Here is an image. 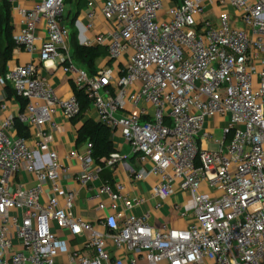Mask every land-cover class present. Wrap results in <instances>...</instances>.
Instances as JSON below:
<instances>
[{"label": "built area", "instance_id": "2783aa9c", "mask_svg": "<svg viewBox=\"0 0 264 264\" xmlns=\"http://www.w3.org/2000/svg\"><path fill=\"white\" fill-rule=\"evenodd\" d=\"M209 6L222 10L218 24L205 18ZM18 11L17 50L35 53L44 27L41 61H57L97 122L129 145L144 167L136 180L156 182L150 198L132 197L102 177L125 157L114 152L98 165L87 142L67 156L96 201L92 220L78 214L79 191L62 183L70 166L48 135L58 113L78 118V98H60L34 63L0 73V110L9 87L26 101L0 121V264H65L63 255L68 264H264V0H90L86 29L99 19L107 27L84 46L105 48L118 65L95 75L74 59L66 0ZM22 173L33 185L19 182ZM177 191L194 205H174L187 228L158 229L151 212L136 214ZM58 230L83 239L85 253L70 251Z\"/></svg>", "mask_w": 264, "mask_h": 264}, {"label": "crops", "instance_id": "0c3cea01", "mask_svg": "<svg viewBox=\"0 0 264 264\" xmlns=\"http://www.w3.org/2000/svg\"><path fill=\"white\" fill-rule=\"evenodd\" d=\"M90 0H77L75 4H67V25L70 28L71 34L77 33V39L81 45H84L85 39H93L94 36L106 30V23L103 19H99L96 23V28L93 31L86 29L87 19L86 11L88 8V3ZM98 5L101 4V0H95ZM39 0H18L16 4L11 6L10 21L14 29V33H17L20 29L21 16L19 15L20 8L31 9L33 8ZM234 24L236 27H240V24L236 22L238 15L233 9H228ZM222 10L218 7L209 6L205 14V18L218 24ZM39 36L42 38L41 41L37 43V51L33 54L26 51L15 50L12 59L7 63L3 72L7 73L11 69L17 66H23L30 63H34L38 67V76L45 79L50 86L56 91L57 95L62 99H69L75 92V85L72 80L59 68L57 61H47L43 63L40 59L41 57V47L46 39V33L44 27H41L39 31ZM105 58L102 57L97 62L98 71L105 67H116L117 63L112 61L109 57L107 50L104 48ZM1 68V65H0ZM5 103L7 105L6 110H0V121L6 119L11 114H16L17 111L21 110L26 101L18 98L13 93L11 87L7 88L5 91ZM87 120H93L97 122V115L93 109H91L84 119H74L67 120L61 113H58L55 117V121L58 125L57 129H49L48 135L50 137V143L53 149L60 155L62 161L70 166L69 174L63 176V186L67 189H76L80 193V203L78 208V214L84 216L87 219L92 220L94 218V213L92 212L93 206L96 201L93 200V194L82 188L79 175L82 172L81 164L77 161H68L67 156L73 150L82 151L84 144L79 145L78 137L79 130L84 126ZM21 124V123H20ZM18 126V124H17ZM16 126V127H17ZM18 135L19 129L17 127ZM21 136V135H20ZM218 137V135H216ZM221 136V135H220ZM221 138V137H218ZM115 152L120 153L125 157V161L118 165L114 170L108 169L110 172V177H103L105 180H110L113 184L123 183L126 186V193L135 196H145L150 198L151 190L156 182L154 177H149L144 181H137L136 175L141 171L143 165L140 163L138 157L131 156V149L129 145L120 137L112 138ZM214 146H210L212 149ZM213 149H216L214 147ZM148 168V167H147ZM19 182L25 186L33 185V178L26 173H22L18 177ZM181 205L184 209L190 211V208H194L189 195L177 191L176 195L165 201L159 209L155 208L156 202L150 200L144 207L137 209L135 212L138 215H142L145 212L152 213V224L156 228H161L164 224L177 229H185L188 226V222L182 219L177 212L174 211L175 204ZM58 234L61 240L68 242L70 251H78L85 253L83 248V239H74L68 232L58 230ZM16 244H20L16 241ZM5 254L0 251V263L5 259ZM60 262L68 264V256L63 255L59 258Z\"/></svg>", "mask_w": 264, "mask_h": 264}, {"label": "trees", "instance_id": "16d2710c", "mask_svg": "<svg viewBox=\"0 0 264 264\" xmlns=\"http://www.w3.org/2000/svg\"><path fill=\"white\" fill-rule=\"evenodd\" d=\"M70 1L66 0V5L70 4ZM10 12V4L6 0H0V73L2 75L6 74L3 72V69H5L7 63L12 59L15 50L18 49L14 29L10 21ZM71 43L76 63L86 69L90 75L97 74V62L105 54L104 48H89L81 45L77 39V33L71 35ZM74 92L81 105V112L78 119H84L92 109V102L84 90H79L75 87ZM17 124L20 135L26 138L29 137V129L19 122ZM87 142L93 144V155L98 165L103 166L104 162L115 152L110 130L93 120H87L79 130V145ZM110 174V172L105 170L102 176L109 178Z\"/></svg>", "mask_w": 264, "mask_h": 264}, {"label": "rangeland", "instance_id": "374dc122", "mask_svg": "<svg viewBox=\"0 0 264 264\" xmlns=\"http://www.w3.org/2000/svg\"><path fill=\"white\" fill-rule=\"evenodd\" d=\"M75 1H77V0H71L70 1V4H75ZM67 13H68V11H67ZM66 22H67V19H66ZM103 57L105 58L106 56H105V54L103 55ZM215 135H218V137H221L220 135H222V133L218 130L217 132H216V134ZM214 147H212V149H213ZM214 150V149H213ZM190 210V212H192V208H190L189 209Z\"/></svg>", "mask_w": 264, "mask_h": 264}]
</instances>
